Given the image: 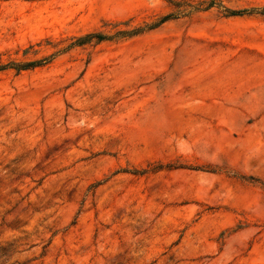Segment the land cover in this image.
I'll list each match as a JSON object with an SVG mask.
<instances>
[{
  "label": "rangeland",
  "instance_id": "374dc122",
  "mask_svg": "<svg viewBox=\"0 0 264 264\" xmlns=\"http://www.w3.org/2000/svg\"><path fill=\"white\" fill-rule=\"evenodd\" d=\"M209 1L0 0V264H264V0Z\"/></svg>",
  "mask_w": 264,
  "mask_h": 264
},
{
  "label": "trees",
  "instance_id": "16d2710c",
  "mask_svg": "<svg viewBox=\"0 0 264 264\" xmlns=\"http://www.w3.org/2000/svg\"><path fill=\"white\" fill-rule=\"evenodd\" d=\"M216 5H218V4L215 2V0H210L209 2H207L204 10L211 9V8L215 7ZM247 13H248L247 10H243V11L225 10L226 17L243 16ZM172 19H173L172 15L164 16L157 23L150 26L148 28V30L156 29V28L160 27L161 25H163L164 23H166ZM93 40H96L97 42H102V41L108 40V38H106L105 36H103L101 34H91V35H87V36H84V37L77 39L76 42L72 45L73 46H84V45L90 44ZM43 65H45L43 63V60L28 62V63H18V64H11V66H9V65L0 66V71H3V70L10 68V69L16 70L17 72H21V71H28V70H31V69H34L37 67H42Z\"/></svg>",
  "mask_w": 264,
  "mask_h": 264
}]
</instances>
